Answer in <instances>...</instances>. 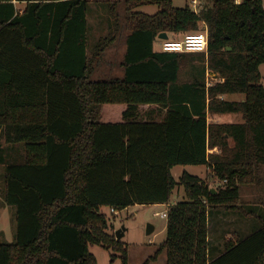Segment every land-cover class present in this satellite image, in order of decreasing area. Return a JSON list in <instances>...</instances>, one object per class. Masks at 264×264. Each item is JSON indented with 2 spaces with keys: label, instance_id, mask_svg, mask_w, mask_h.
Returning a JSON list of instances; mask_svg holds the SVG:
<instances>
[{
  "label": "trees",
  "instance_id": "obj_1",
  "mask_svg": "<svg viewBox=\"0 0 264 264\" xmlns=\"http://www.w3.org/2000/svg\"><path fill=\"white\" fill-rule=\"evenodd\" d=\"M15 2H25L20 13ZM129 13L122 79L92 81L96 63L122 32L111 11L108 33L89 48L88 0H0V164L5 203L15 209L13 243L0 264H97L99 245L128 264V249L108 232L107 215L168 204L167 264H264V210L242 187H260L264 168V8L262 0H207L197 14L172 0H126ZM208 29L207 53H168L158 36ZM162 42V40H161ZM221 81L207 87L206 71ZM242 95L233 101L226 96ZM124 104L122 123L102 121V106ZM155 106L141 111V106ZM238 115L237 123L209 115ZM218 153H210V150ZM178 166H204L213 188ZM215 190L216 193H213ZM255 220L246 235L211 255L214 213ZM112 213V212H111ZM116 253V254H115Z\"/></svg>",
  "mask_w": 264,
  "mask_h": 264
},
{
  "label": "rangeland",
  "instance_id": "obj_2",
  "mask_svg": "<svg viewBox=\"0 0 264 264\" xmlns=\"http://www.w3.org/2000/svg\"><path fill=\"white\" fill-rule=\"evenodd\" d=\"M88 25H89V48L96 45L99 38L108 33V28L111 25V11L117 10L121 16L122 33L116 44L118 45L114 51L108 49L102 57L98 60L95 70L91 76L92 81H104L111 79H120L124 76V70L120 67L112 65L108 62H116L122 57V44L124 43V36L129 34L127 26L128 16L127 11L131 13H143L147 15H154L158 12V8L153 5H141L137 8L128 9L126 0H88ZM192 0H172L173 7L183 9L191 6ZM199 3L206 5L207 0H199ZM99 25H101L99 27ZM206 27L200 26L199 33H205ZM198 33V32H197ZM183 34L175 36V39L180 40ZM161 40L156 42L157 49H161ZM160 44V45H159ZM121 53V54H119ZM262 74V85L264 86V64L260 66ZM215 74V73H212ZM209 77V84L213 85L221 81L220 76L214 78ZM230 100L242 101L244 96L233 95ZM127 109L126 105L122 104H106L102 106V121L106 123L117 122L116 119L121 118L122 113ZM144 109L147 108H143ZM119 115V116H118ZM117 116V117H116ZM113 117H116L113 118ZM241 119L238 115H209V122H232L237 123ZM231 120V121H230ZM211 151V150H210ZM184 172L193 176H198L204 181H207L213 188H217L221 183L212 176L209 169L203 166H178L173 168L172 175L174 179L179 182L180 177ZM262 183L260 187L251 189L242 187V196L245 203L252 204L258 212L264 210V168L261 173ZM4 189V166L0 164V244L13 243L16 232V224L14 220L15 209L8 206L3 198L2 191ZM185 193L183 187H177L174 191L171 203L180 202L184 199ZM165 207L156 205H137L131 206L122 212L113 214L109 208H104L103 212L108 219V232L122 231L124 236L120 240L128 249V264H167L166 253L156 255L161 244L166 240V224L167 219L161 216L165 212ZM224 213V212H222ZM225 217L213 214L210 221V240L211 246L223 250L224 242L227 239L235 240L237 235H248L255 226V220L249 218H242L239 215L224 214ZM151 224L155 227L152 234L148 235L147 227ZM89 251L96 258L97 264H122L119 254L113 261L114 253L99 245H90Z\"/></svg>",
  "mask_w": 264,
  "mask_h": 264
},
{
  "label": "built area",
  "instance_id": "obj_3",
  "mask_svg": "<svg viewBox=\"0 0 264 264\" xmlns=\"http://www.w3.org/2000/svg\"><path fill=\"white\" fill-rule=\"evenodd\" d=\"M243 0H234L236 5L242 3ZM263 8H264V0H262ZM192 10L195 13H199L201 11V3L199 0L191 1ZM206 27L205 33H190L183 36L180 40H165L161 43V50L163 52L168 53H207L208 51V29ZM113 214L114 212L111 210ZM167 212L165 211L161 213V216L167 219Z\"/></svg>",
  "mask_w": 264,
  "mask_h": 264
},
{
  "label": "crops",
  "instance_id": "obj_4",
  "mask_svg": "<svg viewBox=\"0 0 264 264\" xmlns=\"http://www.w3.org/2000/svg\"><path fill=\"white\" fill-rule=\"evenodd\" d=\"M15 6H16V9L20 12V13H22L24 10H25V8H26V3L25 2H15ZM101 25H99V27H100ZM122 33V32H121ZM128 35V34H127ZM127 35L126 36H124L123 38H124V43L122 44V48H123V50H122V57H120L119 59H118V61H116V62H114V61H112V62H108V63H110V64H112V65H116V66H118V67H120V69L121 70H124L122 67H121V65H122V63H123V60H124V56H125V54H126V38H127ZM122 35L120 34L119 35V38L121 37ZM118 38V39H119ZM118 39H117V41H118ZM116 41V42H117ZM116 42L114 43V45L111 47V48H109L110 50H112V51H114V49H116L117 50V44H116ZM160 45V44H159ZM157 48V47H156ZM121 53H119V54H121ZM213 72H211L210 70H207L206 71V84H207V87H209V86H211L210 84H209V77H211V75H213V76H215L214 78L216 79V77H217V75L216 74H212ZM124 77V76H123ZM120 79H122V78H120ZM225 98H228V99H230V96H226ZM122 105H124V104H122ZM147 108V109H144V111H146V110H148V109H153V108H155V106H149V105H146V106H141L140 107V110L141 111H143V108ZM119 116V115H118ZM117 117V116H116ZM116 117H113V118H115L116 119ZM116 121L117 122H112V123H122L123 122V113H122V116H121V118H120V116H119V119H116ZM231 121V120H230ZM216 123H218V122H216ZM224 123H226V122H224ZM227 123H232V122H227ZM214 152H216V153H218V150L217 149H215V150H211L210 151V153H214ZM204 167V166H203ZM205 168H207V167H205ZM202 179V178H201ZM205 180V179H204ZM171 201L172 200H170V203H168V204H158V205H156V206H161L162 205V207H165L166 209H165V211H168V209H169V207L171 206V205H174V204H176V203H178V202H176V203H171ZM225 213H222V212H217V215H219V216H224L225 217V215H224ZM210 221H211V219H210ZM166 229V228H165ZM209 241H210V248H211V255L213 256V257H216V256H218L219 255V253L220 252H222L223 250H219L217 247H214V246H211V240H210V234H209Z\"/></svg>",
  "mask_w": 264,
  "mask_h": 264
},
{
  "label": "water",
  "instance_id": "obj_5",
  "mask_svg": "<svg viewBox=\"0 0 264 264\" xmlns=\"http://www.w3.org/2000/svg\"><path fill=\"white\" fill-rule=\"evenodd\" d=\"M158 39L162 40V41H165V40H168L169 37H168V34L166 32H162V33L159 34ZM212 192L216 193L215 190H212ZM154 230H155V227L153 225L149 224L148 227H147L148 235L152 234L154 232ZM115 236H116L117 240H121L122 237L124 236V234H123L122 231L118 230V231L115 232Z\"/></svg>",
  "mask_w": 264,
  "mask_h": 264
}]
</instances>
